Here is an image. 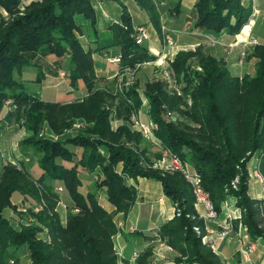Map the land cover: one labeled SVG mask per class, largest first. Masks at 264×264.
I'll use <instances>...</instances> for the list:
<instances>
[{
  "label": "trees",
  "instance_id": "obj_1",
  "mask_svg": "<svg viewBox=\"0 0 264 264\" xmlns=\"http://www.w3.org/2000/svg\"><path fill=\"white\" fill-rule=\"evenodd\" d=\"M136 2L160 32L152 1ZM21 3L22 0H0V9L8 14L5 18L0 13V121L10 124L24 116L26 128L32 131L24 143L39 152L42 173L35 177L23 164L20 169L8 164L0 173V264H9L20 246L25 248L31 264H118L113 237L119 227L114 215L121 213L125 217L130 210L136 188L127 178L137 177L158 181L177 210L155 231L157 237L185 257L184 263L222 264L193 229L199 226L203 231V222L183 174L144 169L140 158L146 148L139 147L140 133L131 131L127 124L115 129L111 126L114 100H118L116 117L125 121L141 101L136 83L120 94L95 88L100 79L95 74L92 51L80 44L76 23V17L81 15L95 24L91 0H35L23 10ZM121 7V22L112 26V45L120 50V65L134 67L154 60L156 56L146 47L135 43L130 15L124 4ZM194 12L196 28L215 33L225 29L237 34L248 22L252 7L241 0H197ZM38 54L66 56L70 85L76 87L81 80L86 94L69 102H55L44 101L29 91L26 81L17 75L33 66L36 81H40ZM251 56L256 59L253 74L239 77L229 72L223 58L200 48L180 50L170 68L177 81L184 83L182 91L188 93L191 103L169 89L162 77L147 81L143 94L149 103V117L158 124L155 134L159 143L181 161H189L188 168L201 176L217 211L227 197H233L249 236L264 239V200L252 197L248 184L250 168H256L264 177V44L254 46ZM192 64L200 70L192 69ZM174 111L196 127L165 118ZM74 118L91 123L87 130L96 138L90 134L64 140L38 138L44 123L58 134ZM97 168L100 173L94 176L95 191H80L84 186L81 174L93 175ZM235 179L237 185L233 188L231 182ZM54 181L62 184L71 200L66 205L64 222L56 209L62 195ZM100 190L113 206L111 212L99 203ZM14 193L21 195L23 203L34 201L25 212L36 223L17 222L15 227L3 215L6 209L18 212L19 204L12 199ZM37 206L40 209L34 212ZM41 233L44 238L39 237ZM154 234L151 238H155ZM151 255L149 247L139 253L135 264H151Z\"/></svg>",
  "mask_w": 264,
  "mask_h": 264
},
{
  "label": "crops",
  "instance_id": "obj_2",
  "mask_svg": "<svg viewBox=\"0 0 264 264\" xmlns=\"http://www.w3.org/2000/svg\"><path fill=\"white\" fill-rule=\"evenodd\" d=\"M22 1L29 2L32 0ZM152 1L155 4L159 26L161 24L166 25L169 34L172 36L173 43L169 48L171 49L170 56H167L163 67H157L152 63L141 65V70L140 68L135 70L136 76L133 81L141 77L139 75L141 72L153 73V76L158 73L161 76L162 70L165 67H170V62L175 57L176 52L180 50L194 51L197 48L216 58H223L229 72L234 76L241 77L254 71L256 59L251 56L254 46L249 45L246 40L251 36L257 38L261 44H264V0H242L243 4H250L252 7V14L249 18L252 21L247 27L248 30H243V27L237 34H230L225 29L215 33L196 28L194 26V5L197 0ZM91 3L95 11V24L92 25L90 19L81 15L77 16L76 23L80 28L77 38L85 50L92 51L95 74L100 79L97 82L98 87L106 88L108 86L113 93L118 85V66L111 63L109 58L120 56L119 48L112 45V26L121 22V4L125 5L130 15L132 26L139 24L147 26L149 38L141 45L146 47L150 54L158 56L163 51L162 35L148 13L138 5L136 0H91ZM206 35H210L215 42L211 43L205 37ZM243 49L246 55L241 60L240 52ZM36 60L42 72L40 81H36L37 70L33 66L25 68L30 70V72H22L20 75L26 73V77H21L26 81V86L34 87L35 85H40L41 88L38 91H34L33 88L31 90L28 89L36 93L40 99L44 101L69 102L86 94V88L81 80L77 82L76 87L70 85L67 75L69 64L66 56L57 57L54 54H38ZM61 71L63 74H61ZM131 79L132 75L125 74L123 82H131ZM147 81L151 80H144L142 88L141 86L137 88L141 99V105L138 108V118L144 121L150 120L149 103L143 94V87ZM115 85L116 87L114 88ZM117 88L116 90H118ZM115 122L116 125L121 123ZM13 123L9 124L4 120L0 121V134L7 132ZM7 142L9 143L10 140H7ZM29 172L35 177L42 173V171L34 173L31 170ZM85 174H81L83 180L85 179ZM129 183L136 188L135 201L125 217L121 213L114 215L116 223H122V226L119 227L118 232L113 237L114 249L120 258L118 264H133L131 260L132 254L134 252L141 253L149 247L153 249L152 258L150 259L151 264H172V261L161 260V256L155 254L156 249H159L162 245L157 244V240L153 237L151 238V236L162 223L174 216L175 205L173 201L164 194L158 181L138 177L130 179ZM249 192L252 197L264 200V182L262 183L256 178H252ZM15 194L21 200V195L19 193H14L13 195ZM97 198L106 210L109 212L113 210V206L108 202L103 190L97 192ZM159 198H162V200L158 201ZM196 209L198 214H202V207ZM8 211L12 212L11 210ZM228 214L234 215L235 218L229 220ZM205 223L208 228L203 233L207 241H202L211 248L222 264H264V239L260 237L251 238L249 236L245 225L241 221V210L236 206L233 197L229 196L225 199L220 204L217 217L209 219ZM226 226H229L228 235L223 239H219L217 234L223 231ZM130 227H133V230ZM250 243L254 244V249L244 257L242 250Z\"/></svg>",
  "mask_w": 264,
  "mask_h": 264
},
{
  "label": "rangeland",
  "instance_id": "obj_3",
  "mask_svg": "<svg viewBox=\"0 0 264 264\" xmlns=\"http://www.w3.org/2000/svg\"><path fill=\"white\" fill-rule=\"evenodd\" d=\"M32 1H35V0H32ZM30 2L31 1H29V2L22 1L21 5H20L21 10H23V7L25 5H27V4H29ZM152 3H153V1H152ZM0 13L5 18H8V14H7V12L5 10L0 9ZM251 21H252V19H251ZM251 21H250V19L248 20V22L243 26L244 27L243 30H248L247 27L249 26V23ZM251 38L256 39L257 43H248L247 40L248 39L250 40ZM248 39L246 40V42L249 45L256 46L258 44H261L259 42V40L257 38H255V37H251L250 36ZM242 52L244 53V57L243 58H245L246 53H245L244 49L240 52V54ZM176 54H177V52H176ZM243 58H241V56H240L241 60ZM193 64H195V63H193ZM193 64L191 65V66H193L192 69L200 70V68L197 65H193ZM142 66L139 67L140 70H141ZM138 69H136V70H138ZM23 72L27 73V72H30V70L25 69ZM253 72L248 74V75L253 74ZM26 73L22 74L20 76L17 75V77H26L25 76ZM135 73H136L135 71L132 72V79H131V84L130 85L136 83L137 84V88H140V86L142 88V83L144 82V80H147V79L154 80V79H157V78L161 77L158 73L157 74L155 73L156 75L153 76V73L147 74L148 72H141L139 74V75H141V77L138 78L136 81L135 80L133 81V78H135V76H136ZM143 74H146V75H143ZM130 85H128V86H130ZM176 85L178 86V88L181 89V93L180 94L176 93V94L178 96H181L183 100H187L189 103H191V100H190V98L188 96V93L186 94V93H184L182 91V87L184 86V83L177 81ZM115 87H116V85L114 86V88ZM27 88L30 89V90L33 88L34 91H38L41 87H40V85H35L34 87L27 86ZM95 88L102 89L101 87H98L97 84L95 85ZM106 88H108L111 91V88H109L108 86ZM116 88L113 91L114 94L120 93L121 91L116 90ZM168 88L172 89L169 86H168ZM143 89H144V87H143ZM137 92L140 93L139 90H137ZM140 101H141V99H140ZM117 104H118V100L116 99V100L113 101V104H112V106L110 108V111H111L110 123H111L112 128L115 129L120 124H127L130 127L131 131L140 133L133 126L132 122L130 121V118H131L132 115H135L138 118V115H139L138 114V110L139 109H137L135 112H132L131 115L129 116V119L127 121H125V120H122L121 118L116 117L115 106ZM107 107L109 108V106H107ZM165 118L170 119V120L171 119L172 120H176L177 119L180 122H185L191 128H195L196 127V125H194L193 123H190L189 120L186 117H184L183 115H179L175 111L170 113V114L169 113L166 114ZM150 120H147V121H150ZM115 121L121 122V123L116 125ZM122 121H123V123H122ZM151 121H153V120H151ZM24 122H25L24 121V116L20 115L19 117H17L14 120L13 125L10 127V129H8L7 132H5L4 134L3 133L0 134V173L3 170V167H5L8 164L15 165L18 169H20L21 166H22L21 164H23V168L24 169H26L28 171L31 170L34 173H37L38 171L39 172L41 171V168L38 165L39 152L32 145L24 143V140L32 135V131H30L29 129L26 128ZM153 122H155V121H153ZM90 125H91V123H88L86 120H84L82 118H74V119H72L71 124L67 128L63 129V131L61 133L55 134L50 129L49 125L47 123H44L42 128L40 129L39 133L37 134V136H38V138H41V139L44 138V139H49V140H64V139H67V138L74 137V136H76L78 134L89 135L90 133L88 132L87 129H88V127ZM140 135H141V133H140ZM89 136L94 137L95 135L93 136L92 134H90ZM141 137H142V143L140 144L139 147L140 148H146V153L143 156H141V158H140L141 166L144 169L159 170L162 173L176 172V170H172V169L166 168V167H161V165H160V160L162 159V155H163V152L166 149V147L164 145H162L161 143H156L154 141L146 140L142 135H141ZM94 138H96V137H94ZM7 140H10V142L8 143ZM184 162L188 166H190V163H189L188 160L184 161ZM121 167H122V164L120 163L118 165V167H117V170L120 171ZM249 170L251 172L253 169L250 168ZM99 173H100V169L97 168L96 171L93 173V175H91L90 173L85 174L86 176H84L85 179L83 180L84 186L80 188V191H83L84 193H86L87 191H95L94 182L97 179H95L94 176L97 175V174L99 175ZM252 178L253 177L249 173V180H248L249 186H250ZM130 179L131 178H127V180H130ZM234 181L236 182V185H237V179H235ZM54 185L57 186L58 192L61 193V195H62V202L60 204H58L56 209L58 210V212H59V214L61 216V219L64 222V219H65V216H66V205L71 200L67 196V193H66V191H65V189H64V187L62 186L61 183H59L57 181H54ZM12 197H13V200H15V202L19 204L18 212L17 213H14V212L10 213V211L7 210V211H5L3 213V215L8 220H10L12 225L15 226V227H18L17 222H21L22 224H25V225L30 224V222L31 223H36L37 221L32 219L30 217V215L27 212H25L27 206H30L31 203L34 204L33 203L34 201L32 200L31 203L28 204V203L21 202L18 199L17 194L13 195ZM40 205H41V207L43 206L42 203ZM34 212H37L36 207L34 208ZM176 213H177V210L175 208L174 214H176ZM39 237L40 238H44L45 234L41 233L39 235ZM155 240H157V244L162 245L159 249H156V251H155V254L157 256H159V255L161 256V260H170V261H172V264H188V263H184V261H183L185 259V257H183L180 253H178L177 251H175L171 247H169L163 240H161V239L160 240L155 239ZM151 251H153L152 248H151ZM151 258H152V255L149 257V259H151ZM9 264H31L29 255H28V253L26 252V250H25V248L23 246H20L16 250V252L14 253V256L12 257V259L9 260Z\"/></svg>",
  "mask_w": 264,
  "mask_h": 264
},
{
  "label": "built area",
  "instance_id": "obj_4",
  "mask_svg": "<svg viewBox=\"0 0 264 264\" xmlns=\"http://www.w3.org/2000/svg\"><path fill=\"white\" fill-rule=\"evenodd\" d=\"M160 33L162 35V43H163V51L156 56L154 60L147 61V62H139L136 63L133 68L127 67H122L120 65L121 58L120 56H112L109 58V61L116 66H118V85L117 89L118 91H123L124 88H126L128 85L131 84V82H123V77L125 74H130L132 75V72H134L136 69H138L141 65L143 64H153L157 67H163L164 63L166 62L167 56H170V50L169 49L172 46L173 40L172 36L169 34V30L166 27V25L161 24L160 25ZM133 37L134 41L136 44H142L144 41H146L149 38V33H148V28L145 24H139L136 26H133ZM211 43H214L215 40L210 35L205 36ZM248 43H257V40L254 38H251L250 40H247ZM241 58L244 57V53L242 52L240 54ZM61 74L63 72L61 71ZM161 77L164 78L168 84L169 87H171L177 94L181 93V89L178 88L176 85L177 79L174 76V72L172 69L168 66L165 67L162 72H161ZM6 103H9L7 101ZM130 121L132 122L133 126L141 133V135L149 141H154L156 143H159L158 138L155 134L156 130L158 129V124L153 121H144L139 118H137L135 115H132L130 118ZM78 126V125H77ZM16 146V145H15ZM160 165L161 167H166L170 168L172 170L179 171L183 174L184 178L186 181L190 184L192 194L194 197V205L195 208L202 207L203 212L202 214H198V218L203 220V231L202 228L199 226H194L193 229L198 235H202V240L206 242V236L204 235V230H206L208 227L206 225V221L209 219H214L217 217V210L214 208L213 202L211 200V197L209 193L204 189L203 183H202V178L200 175H198L195 171L190 170L188 168V165L181 161L178 156L174 155L171 153L169 149H165L162 155V159L160 160ZM250 175L253 178H256L257 180L261 181L262 183L264 182V178L262 174L256 169L253 168V170L250 172ZM232 187L236 188V182L233 180L231 182ZM162 198H159L158 201H161ZM225 205H227L225 203ZM40 206L36 207V210H39ZM197 210V209H196ZM235 216L232 214H228V219L232 220L234 219ZM118 227L122 226L121 222H118ZM130 229L133 230V227H130ZM229 232V226H226L223 231L219 232L217 234V237L219 239H223L225 236L228 235ZM155 239L160 240V238L157 237V233L154 234ZM206 240V241H205ZM254 249V244L250 243L247 245L245 248H243L242 253L243 256L246 257L250 251ZM139 253L134 252L132 254L131 260L133 264H135L136 259L138 258ZM228 264V263H225Z\"/></svg>",
  "mask_w": 264,
  "mask_h": 264
}]
</instances>
